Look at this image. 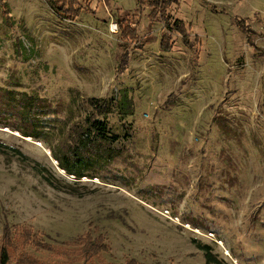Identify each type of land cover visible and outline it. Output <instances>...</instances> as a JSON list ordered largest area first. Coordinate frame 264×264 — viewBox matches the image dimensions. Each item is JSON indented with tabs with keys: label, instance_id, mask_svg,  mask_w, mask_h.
I'll return each mask as SVG.
<instances>
[{
	"label": "rangeland",
	"instance_id": "rangeland-1",
	"mask_svg": "<svg viewBox=\"0 0 264 264\" xmlns=\"http://www.w3.org/2000/svg\"><path fill=\"white\" fill-rule=\"evenodd\" d=\"M56 7L0 0V246L25 239L20 251L81 264L34 244L89 232L108 249L89 264H205L202 245L218 264H264V0H169L163 15L138 0H80L74 20ZM166 14L190 45L171 31L160 49ZM118 23L136 37L121 39ZM21 92L37 111L22 113ZM89 97L112 98L111 111L96 114ZM94 118L122 152L77 179L53 153Z\"/></svg>",
	"mask_w": 264,
	"mask_h": 264
},
{
	"label": "trees",
	"instance_id": "trees-1",
	"mask_svg": "<svg viewBox=\"0 0 264 264\" xmlns=\"http://www.w3.org/2000/svg\"><path fill=\"white\" fill-rule=\"evenodd\" d=\"M50 5H54L58 3V7H56V13L64 15L66 11L73 12L72 15L69 13L66 14V18L70 20H74L77 17L78 13H80L79 7H74L80 0H48ZM138 2H146L149 6H151L152 11L157 15L158 12L161 11V15H163V11L168 7L169 0H138ZM162 22L164 23V27L166 29V33H163L160 37V49L162 51L168 52L172 48V38L170 35L171 31L177 32L182 37V41L185 45H190L191 41L189 38V34L187 32V28L185 24L179 19H172L169 15L162 16ZM237 26L239 29L244 32L246 36L247 42H250V37L254 34V30L247 23L246 18L240 17L235 19ZM121 39H134L136 37V33L134 30V25L127 24L122 25L118 23ZM251 46H253L251 44ZM260 54L264 55V51L261 49L254 48ZM120 62L118 67L124 68L127 64L128 53L127 51H122L119 54ZM19 94L17 96L13 95L12 100H14L18 105L21 106L22 113L30 114L35 110H38L37 101L38 97L33 94L27 93H14ZM86 102L93 108L96 114L100 116H105L106 112L111 111L114 100L112 98L106 99L103 97H89L86 99ZM125 103V101H121L120 104ZM131 113V111L123 112L124 115ZM26 136L36 137L34 134L28 133ZM117 140V137L110 134L107 124L103 119L94 118L89 120L88 127L80 128V132L77 133V136L73 138L71 142H67L63 147H60L58 151H54L53 157L57 161L58 166L63 169L67 174H72L75 178H80L85 176L90 172L89 170H93L95 166L100 167L104 166V164L113 158V156L117 153L122 152V147L119 149H115L114 142ZM1 146V145H0ZM26 233V232H24ZM25 237H28L29 234L26 233ZM98 237V238H97ZM92 237V235L87 232L80 236L79 242L76 241L73 243L75 246H71L73 244L69 243L64 246H52L46 244L45 246H39L43 250L48 251L50 254H53L57 257H66L73 252H77L78 258L82 260L81 264H89L94 261V258L100 259L102 252H107V246L100 239V236ZM30 246L29 242L25 239L23 243H19L18 241H12L7 237L4 238L1 246H0V264H68L63 261L49 262L43 259H39L36 256L31 255L28 252L20 251L22 248H26ZM68 246V247H65ZM73 247V248H71ZM205 251L204 255L206 258L205 264H218L215 257L212 255L209 246L202 245L200 247ZM110 264H142L138 260L134 258H128L122 263H110Z\"/></svg>",
	"mask_w": 264,
	"mask_h": 264
}]
</instances>
